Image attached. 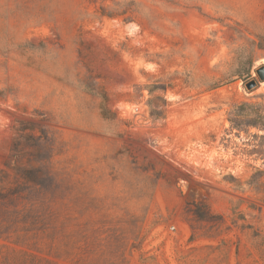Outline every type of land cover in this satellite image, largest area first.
<instances>
[{
    "label": "rangeland",
    "instance_id": "rangeland-1",
    "mask_svg": "<svg viewBox=\"0 0 264 264\" xmlns=\"http://www.w3.org/2000/svg\"><path fill=\"white\" fill-rule=\"evenodd\" d=\"M261 67L264 0H0V176L22 122L39 255L264 264Z\"/></svg>",
    "mask_w": 264,
    "mask_h": 264
},
{
    "label": "trees",
    "instance_id": "trees-1",
    "mask_svg": "<svg viewBox=\"0 0 264 264\" xmlns=\"http://www.w3.org/2000/svg\"><path fill=\"white\" fill-rule=\"evenodd\" d=\"M26 126L15 128L14 165L8 163L0 176V264H57L39 255L40 234L49 228L39 216V136Z\"/></svg>",
    "mask_w": 264,
    "mask_h": 264
},
{
    "label": "water",
    "instance_id": "water-1",
    "mask_svg": "<svg viewBox=\"0 0 264 264\" xmlns=\"http://www.w3.org/2000/svg\"><path fill=\"white\" fill-rule=\"evenodd\" d=\"M257 74L260 78L261 81H264V67H261L260 69L257 70ZM256 86V82L252 81L249 84H247V88L249 90L253 89Z\"/></svg>",
    "mask_w": 264,
    "mask_h": 264
},
{
    "label": "built area",
    "instance_id": "built-area-1",
    "mask_svg": "<svg viewBox=\"0 0 264 264\" xmlns=\"http://www.w3.org/2000/svg\"><path fill=\"white\" fill-rule=\"evenodd\" d=\"M171 229H172V230H174V229H175V227L173 226V227H171Z\"/></svg>",
    "mask_w": 264,
    "mask_h": 264
}]
</instances>
